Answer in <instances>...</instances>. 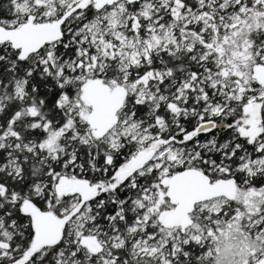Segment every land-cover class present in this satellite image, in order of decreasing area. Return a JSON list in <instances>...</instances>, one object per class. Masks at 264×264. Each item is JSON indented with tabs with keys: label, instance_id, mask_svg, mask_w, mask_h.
I'll use <instances>...</instances> for the list:
<instances>
[{
	"label": "snow or ice",
	"instance_id": "1",
	"mask_svg": "<svg viewBox=\"0 0 264 264\" xmlns=\"http://www.w3.org/2000/svg\"><path fill=\"white\" fill-rule=\"evenodd\" d=\"M0 264H264V0H0Z\"/></svg>",
	"mask_w": 264,
	"mask_h": 264
}]
</instances>
